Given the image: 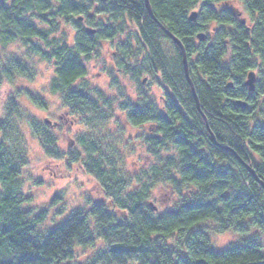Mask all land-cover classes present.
Returning a JSON list of instances; mask_svg holds the SVG:
<instances>
[{"label":"trees","instance_id":"16d2710c","mask_svg":"<svg viewBox=\"0 0 264 264\" xmlns=\"http://www.w3.org/2000/svg\"><path fill=\"white\" fill-rule=\"evenodd\" d=\"M148 1L154 16L146 0H0V41H21L30 54L55 65L51 90L89 128L78 139L89 158L80 162L76 149L63 153L50 121L32 122L34 135L48 158L80 162L103 193L90 210H74L43 228L62 196L47 208H24L33 199L20 180L29 159L15 122L16 96H9L0 121V264H75L77 248L98 242L104 248L85 264H264V0H237L249 22L231 5L235 0ZM71 23L77 26L72 45L65 31ZM162 27L185 48L199 106L182 50ZM104 41L118 47L124 74L136 82L147 75L164 91L161 105L148 98L141 106L122 102L129 125L148 126L145 143L159 159L138 182L120 166L116 149H104L97 136L109 117L106 105L79 85ZM166 42L177 58L173 72ZM251 72L254 91L246 86ZM28 73L22 60L4 62L0 52V88ZM159 186L177 198L162 214L151 201ZM64 214L62 204L56 217ZM210 221L219 234L246 236L257 229L261 236L215 251L203 227Z\"/></svg>","mask_w":264,"mask_h":264},{"label":"rangeland","instance_id":"374dc122","mask_svg":"<svg viewBox=\"0 0 264 264\" xmlns=\"http://www.w3.org/2000/svg\"><path fill=\"white\" fill-rule=\"evenodd\" d=\"M231 5L241 11V18L250 21V16L240 2L235 0ZM65 31L69 36L68 43L72 45L77 33L76 24L71 23ZM164 49L166 65L173 72L177 66L175 52L168 42L164 43ZM0 52L4 62L16 58L22 60L29 69L27 75L16 76L11 84L0 88V121L5 117L7 99L14 94L19 108L15 122L29 159V164L21 170L20 180L25 193L33 198L24 208L34 210L47 208L56 195L62 196V200L55 204L56 208L50 207L49 219L43 226V228L52 227L53 221L49 220L55 218L57 221L62 220L78 209L88 211L95 203L103 200V193L98 184L92 176L83 171L80 163L89 156L78 139L87 133L89 128L81 123L80 118L70 115L69 110L64 108L60 96L52 92L51 83L56 75L54 64L30 54L21 41L7 44L0 41ZM118 54L119 49L113 42H102L92 59L87 61L88 75L79 85L83 83L82 85L88 87L93 98L99 100L102 106L106 105V115L109 117L105 127L97 129V136L104 143V149L107 147L116 149L113 152L120 160V166L138 182V178L150 172V166L159 162V159L148 152L145 143V139L150 135L148 126L129 125L122 102L130 100L141 106L148 98L147 100L161 105L164 91L151 80L142 83L144 79H149L147 75L142 76L140 82H136L131 75L124 74L117 64ZM33 98H39L46 107H39ZM48 121L63 153L71 149L79 150L81 154L79 163H70L67 158L54 160L47 157L40 140L34 135L32 122L47 123ZM1 139L0 133V141ZM166 156L167 154L163 155L164 158ZM151 201L155 203L158 213L162 214L173 208L177 198L165 187L159 186L153 191ZM62 204L65 214L62 218L56 217V212ZM203 227L209 230L212 248L215 251H224L232 245L261 236V232L257 229H252L246 236L231 232L219 234L216 232L219 226L211 221L204 223ZM260 242L264 244V235ZM102 248H104L102 242H98L97 246L91 249L77 248L75 264H85L98 249Z\"/></svg>","mask_w":264,"mask_h":264},{"label":"water","instance_id":"95a60500","mask_svg":"<svg viewBox=\"0 0 264 264\" xmlns=\"http://www.w3.org/2000/svg\"><path fill=\"white\" fill-rule=\"evenodd\" d=\"M147 2V7H148V10L150 12V14L152 16L153 15V12L151 10V7H150V4H149V1L146 0ZM197 18V13L196 12H193L191 15H190V20L191 21H195ZM243 24H245V20H243ZM162 26V25H161ZM163 30H165L166 34L171 37L173 39V41L180 47V49L182 50V53H183V58H184V68H185V72H186V76L188 78V81L189 83L191 84L192 88H193V92H194V95L196 97V100L198 102V99H197V96H196V92L194 90V87H193V84H192V81L190 80V77H189V69H188V61H187V56H186V51H185V48L184 46L182 45V43L177 39L175 38L172 34H170L168 31H166V29L164 27H162ZM91 33H93V30H89ZM206 38V35L205 34H200L198 35V39L200 41H204ZM147 81V79H144L143 80V83H145ZM255 83H256V74L254 72H251L249 73L248 75V78H247V81H246V86L249 88L250 91H254L255 89ZM233 87V84H229V88ZM239 107H242V108H247L248 107V104L244 101H237L236 103ZM198 106H199V102H198ZM252 172V171H251ZM252 174L254 175V172H252Z\"/></svg>","mask_w":264,"mask_h":264}]
</instances>
